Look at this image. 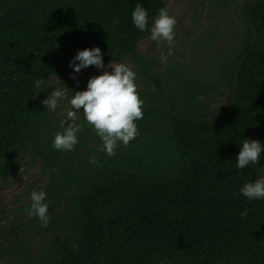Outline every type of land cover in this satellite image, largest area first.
<instances>
[{"label":"trees","instance_id":"1","mask_svg":"<svg viewBox=\"0 0 264 264\" xmlns=\"http://www.w3.org/2000/svg\"><path fill=\"white\" fill-rule=\"evenodd\" d=\"M138 2L149 27L169 7V0H0V177L29 152L49 175L43 248L16 252L10 264H264V200L239 193L264 178V153L243 170L235 161L244 138L264 144V0L246 3L245 45L224 58L213 82L190 81L177 68L160 72L138 53L150 36L132 24ZM92 47L106 67L129 60L142 83L138 134L111 156L87 123L74 150H54L58 130L36 84L72 71L77 50ZM227 88L229 102L212 113Z\"/></svg>","mask_w":264,"mask_h":264},{"label":"rangeland","instance_id":"2","mask_svg":"<svg viewBox=\"0 0 264 264\" xmlns=\"http://www.w3.org/2000/svg\"><path fill=\"white\" fill-rule=\"evenodd\" d=\"M248 1L223 0L224 5H219L214 0H169V14L177 19L173 54L167 55L170 47L167 43L157 44L149 38L139 43L138 53L149 58L160 72L177 68L190 81L200 78L202 82H213L224 58L238 55L245 45L247 26L244 13ZM162 54L167 56L165 61L161 60ZM123 63L136 73L129 60ZM104 70L111 71L108 67ZM99 74L95 67H88L76 79H72L73 71H68L64 76L52 77L46 82L48 86H44L40 93L41 101L55 88L63 87V84L66 87L54 112L47 111L42 104L52 130L61 131L66 126L71 94L85 90L89 77ZM135 83L138 92L142 83L137 75ZM229 99L230 89L227 88L216 97L210 111L220 112ZM76 122L81 126L86 124L80 113H77ZM48 183L49 175L43 172L42 158H34L31 152L20 167L0 177V254H3L0 264H10L16 252H36L43 248L46 227L40 221L35 222L36 217H30L27 208L31 203L30 193L45 191Z\"/></svg>","mask_w":264,"mask_h":264},{"label":"clouds","instance_id":"3","mask_svg":"<svg viewBox=\"0 0 264 264\" xmlns=\"http://www.w3.org/2000/svg\"><path fill=\"white\" fill-rule=\"evenodd\" d=\"M149 12L142 3H137L131 12V21L134 27L140 31H149V39L157 44L164 42L170 47L167 55L173 54L175 26L177 19L169 14L167 7H161L152 18L149 27ZM118 24L119 20H114ZM167 56L161 55L165 61ZM89 66H94L101 74L89 77L86 89L71 94L69 103L71 110L67 113V123L62 131L55 133L52 148L56 151L68 152L74 150L79 143V133L83 131L81 124L77 123V113L82 114L84 121L91 126L95 134L102 142L103 150L107 155L115 154V150L129 142L138 134L135 121L142 119L143 100L140 99L135 83L136 73L125 63H117L113 66L110 62L106 68L103 54L99 47L77 50L69 62V67L76 79L77 75ZM103 70V71H101ZM38 89L48 86L45 80L36 82ZM63 84V82H62ZM63 87L55 88L41 103L47 111L54 112L57 109L59 99L65 95ZM81 109L83 110L81 113ZM264 153V144L259 140L244 138L239 145L236 156V167L239 170L249 165H258L261 154ZM90 162H95L94 159ZM239 193L249 200H264V178L245 182L239 189ZM31 203L27 208L30 217H36L43 226H47L49 216V204L46 203L47 193L44 190H33L30 193ZM248 209L240 213L246 217Z\"/></svg>","mask_w":264,"mask_h":264}]
</instances>
